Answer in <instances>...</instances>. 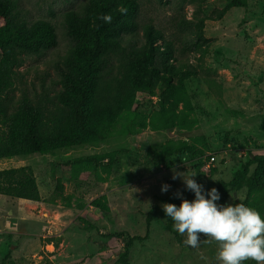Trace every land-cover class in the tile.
I'll return each mask as SVG.
<instances>
[{
    "label": "rangeland",
    "instance_id": "1",
    "mask_svg": "<svg viewBox=\"0 0 264 264\" xmlns=\"http://www.w3.org/2000/svg\"><path fill=\"white\" fill-rule=\"evenodd\" d=\"M16 1L29 22L53 23L58 44L26 58L14 94L53 97L61 87L58 67L73 45L65 13L81 10L87 0ZM229 1L208 0L197 11L181 0H139L140 23L154 24L175 43L177 55L199 69L196 77L187 80L190 106L179 107L193 125L158 129L160 97L157 92L145 93L110 127L108 139L99 146L61 157L1 159L0 169L32 165L42 200L0 194V264L8 253L15 264H119L128 238L146 234V213L154 205L162 206V198L171 191L185 188L182 179H172L174 169L181 173L187 167L194 169L195 180L217 186L229 182L252 156L264 154V0H248L247 6L233 7L219 20H207L205 36L210 45L203 56L195 27L189 23L198 16L217 15ZM190 146L202 154L194 155L187 149ZM109 153L114 154L110 169L109 157L86 160ZM209 154H215L216 161L209 162ZM255 167L251 165L250 174ZM163 184L171 186L167 192L161 191ZM246 195L243 187L222 204H234ZM117 232L123 235L104 236ZM184 239L158 218L149 237L135 241L130 262L219 264L215 241L196 249L185 245Z\"/></svg>",
    "mask_w": 264,
    "mask_h": 264
},
{
    "label": "trees",
    "instance_id": "2",
    "mask_svg": "<svg viewBox=\"0 0 264 264\" xmlns=\"http://www.w3.org/2000/svg\"><path fill=\"white\" fill-rule=\"evenodd\" d=\"M160 2L164 0H159ZM201 11L208 0H181ZM248 5V0H231L213 16H198L195 27L197 45L205 55L209 41L205 36L207 20H219L233 7ZM139 0H87L81 10L65 13V24L73 45L58 67L60 89L53 97L32 98L26 93L16 98L14 92L21 79V67L30 55H42L58 44L53 23L46 19L29 22L18 10L16 0H0V160L30 159L61 155L101 145L108 139L110 127L145 93H156L162 109L158 129L175 125L190 128L193 121L180 105L189 107L187 80L196 77L199 69L177 55L175 43L152 23H140ZM264 129V124L262 125ZM194 155L202 151H193ZM170 151L167 149V153ZM109 157L111 168L114 154H97L87 161ZM161 162L164 161L160 158ZM77 162H82L78 159ZM256 164L250 174L251 165ZM215 187L220 192L218 204L226 202L233 191L247 188L244 203L257 209L264 217V154L255 155L242 164L229 182ZM63 185L59 183L58 189ZM171 191L164 203H181ZM182 198H195L194 192L180 190ZM0 194L29 201H41L42 195L32 165L0 169ZM166 220L167 229L174 221L165 216L160 205L146 213L145 235L130 236L119 256V264H131L130 253L136 240L149 237L152 222ZM123 232L104 236L121 237ZM8 253L2 264H15ZM9 260V261H8ZM8 261V262H7ZM248 264H256L251 261Z\"/></svg>",
    "mask_w": 264,
    "mask_h": 264
},
{
    "label": "clouds",
    "instance_id": "3",
    "mask_svg": "<svg viewBox=\"0 0 264 264\" xmlns=\"http://www.w3.org/2000/svg\"><path fill=\"white\" fill-rule=\"evenodd\" d=\"M196 175L197 171L188 167L182 173L174 169L172 179H182L185 188L194 192L195 198L191 201L184 199L178 190L174 195L181 197L179 206L162 204L165 216L174 221V230L185 237V245L199 249L202 243L215 241L219 245V264H244L249 260L264 264V217L244 203L218 204L219 190L212 187L206 192L194 179ZM170 187L163 184L161 191L167 192Z\"/></svg>",
    "mask_w": 264,
    "mask_h": 264
},
{
    "label": "built area",
    "instance_id": "4",
    "mask_svg": "<svg viewBox=\"0 0 264 264\" xmlns=\"http://www.w3.org/2000/svg\"><path fill=\"white\" fill-rule=\"evenodd\" d=\"M209 155H211L210 158H209V162L216 161V155L215 154H209Z\"/></svg>",
    "mask_w": 264,
    "mask_h": 264
},
{
    "label": "water",
    "instance_id": "5",
    "mask_svg": "<svg viewBox=\"0 0 264 264\" xmlns=\"http://www.w3.org/2000/svg\"><path fill=\"white\" fill-rule=\"evenodd\" d=\"M235 195H236V192H235Z\"/></svg>",
    "mask_w": 264,
    "mask_h": 264
}]
</instances>
